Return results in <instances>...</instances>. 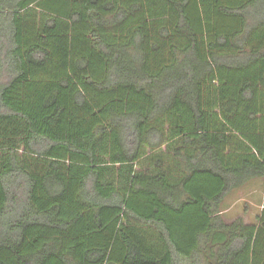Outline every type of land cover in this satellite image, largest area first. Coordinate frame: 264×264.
Segmentation results:
<instances>
[{
  "label": "trees",
  "instance_id": "obj_1",
  "mask_svg": "<svg viewBox=\"0 0 264 264\" xmlns=\"http://www.w3.org/2000/svg\"><path fill=\"white\" fill-rule=\"evenodd\" d=\"M261 178L264 0H0V264H264Z\"/></svg>",
  "mask_w": 264,
  "mask_h": 264
},
{
  "label": "rangeland",
  "instance_id": "obj_2",
  "mask_svg": "<svg viewBox=\"0 0 264 264\" xmlns=\"http://www.w3.org/2000/svg\"><path fill=\"white\" fill-rule=\"evenodd\" d=\"M151 155L146 154L140 161L141 168L149 165ZM263 193L264 179L247 182L225 198L223 217L229 220L241 216L246 222L252 223L262 207Z\"/></svg>",
  "mask_w": 264,
  "mask_h": 264
}]
</instances>
